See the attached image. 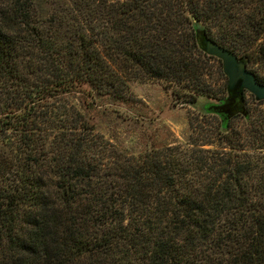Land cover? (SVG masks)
I'll list each match as a JSON object with an SVG mask.
<instances>
[{"label":"trees","instance_id":"obj_1","mask_svg":"<svg viewBox=\"0 0 264 264\" xmlns=\"http://www.w3.org/2000/svg\"><path fill=\"white\" fill-rule=\"evenodd\" d=\"M202 32L250 61L264 0H0V264H264V122L218 97ZM138 78L221 100L208 142L99 133Z\"/></svg>","mask_w":264,"mask_h":264},{"label":"rangeland","instance_id":"obj_2","mask_svg":"<svg viewBox=\"0 0 264 264\" xmlns=\"http://www.w3.org/2000/svg\"><path fill=\"white\" fill-rule=\"evenodd\" d=\"M252 53L248 68L264 81V35L254 45ZM215 64L217 70L220 63L215 61ZM216 70L213 69L208 80L218 97L225 99L228 78ZM79 99L78 94L71 97L78 105ZM210 102L218 104L221 100L200 96L196 106H193L174 98L165 81L138 78L130 82L125 100L115 102L109 97L100 99V104L104 106L95 112L97 130L128 155H139L156 145H186L192 141V135L203 144L208 141L201 132H210L218 121L217 115L205 112ZM245 103L251 118L264 122V101H257L251 93H247ZM231 123L245 132L248 121L238 114ZM212 146L207 143L202 147Z\"/></svg>","mask_w":264,"mask_h":264},{"label":"water","instance_id":"obj_3","mask_svg":"<svg viewBox=\"0 0 264 264\" xmlns=\"http://www.w3.org/2000/svg\"><path fill=\"white\" fill-rule=\"evenodd\" d=\"M199 43L203 50L222 60L223 70L228 77L227 110L231 113L245 111V94L251 93L256 100H264V83L258 80L256 73L248 68V61L232 50L220 45L204 32L199 34Z\"/></svg>","mask_w":264,"mask_h":264}]
</instances>
